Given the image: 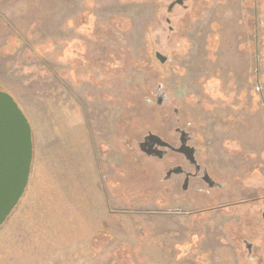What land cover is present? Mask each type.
Listing matches in <instances>:
<instances>
[{"label": "rangeland", "instance_id": "obj_1", "mask_svg": "<svg viewBox=\"0 0 264 264\" xmlns=\"http://www.w3.org/2000/svg\"><path fill=\"white\" fill-rule=\"evenodd\" d=\"M175 1L0 0V88L33 135L0 264H264V0ZM176 129L226 189L169 202L138 144Z\"/></svg>", "mask_w": 264, "mask_h": 264}, {"label": "water", "instance_id": "obj_2", "mask_svg": "<svg viewBox=\"0 0 264 264\" xmlns=\"http://www.w3.org/2000/svg\"><path fill=\"white\" fill-rule=\"evenodd\" d=\"M182 4L183 0L173 2L169 11L176 5ZM167 22L170 23V20ZM156 59L161 64L167 62V57L160 52L156 53ZM161 89L160 85L158 91ZM163 100L164 98L160 94L157 97L159 106ZM156 145L170 148L179 153H194V149L185 145V141H182V146L176 149L152 133L145 138L139 148L148 157L162 158L160 151L154 149ZM32 162L33 135L29 120L15 99L0 88V229L25 195L30 180ZM246 248L250 258L252 245L246 243Z\"/></svg>", "mask_w": 264, "mask_h": 264}, {"label": "flooded vegetation", "instance_id": "obj_3", "mask_svg": "<svg viewBox=\"0 0 264 264\" xmlns=\"http://www.w3.org/2000/svg\"><path fill=\"white\" fill-rule=\"evenodd\" d=\"M157 101V99H156ZM152 104V102L147 101ZM157 106L158 103L156 102ZM178 136V146L166 141L164 138L160 137L164 142L168 143L173 148H180L182 146V141H185V145L194 149V153L188 152L189 154L175 152L170 148L160 147L158 145L154 146L156 151H160L162 158L158 157H148L143 154L146 158L155 159L159 162L166 160V172L164 176L165 183H168L169 191H165V195L169 199V202L174 203H184L188 204L192 201L185 198V195L189 192H193L195 195L199 196L201 194H209L213 190H224L227 188L226 184L218 182L211 174L208 166H203L198 160V149L193 146V137L190 133L176 129ZM185 133V134H184ZM151 134L150 132L143 137V140L138 144L144 142L145 138ZM156 135V134H154ZM140 150V148H139ZM169 154H173L169 157Z\"/></svg>", "mask_w": 264, "mask_h": 264}]
</instances>
